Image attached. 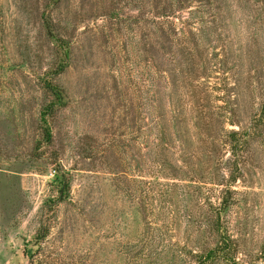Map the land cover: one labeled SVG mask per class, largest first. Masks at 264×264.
<instances>
[{
	"label": "rangeland",
	"instance_id": "obj_1",
	"mask_svg": "<svg viewBox=\"0 0 264 264\" xmlns=\"http://www.w3.org/2000/svg\"><path fill=\"white\" fill-rule=\"evenodd\" d=\"M145 1L0 0V264H198L219 207L205 264H264V0L205 16L208 121L162 50L148 81Z\"/></svg>",
	"mask_w": 264,
	"mask_h": 264
},
{
	"label": "trees",
	"instance_id": "obj_2",
	"mask_svg": "<svg viewBox=\"0 0 264 264\" xmlns=\"http://www.w3.org/2000/svg\"><path fill=\"white\" fill-rule=\"evenodd\" d=\"M195 1L196 0H160L156 2L157 5H155L158 8L156 13L151 14L150 11H144L143 21L146 28V48H144V50L146 52L148 51V54H151L148 55L146 61V66L148 68L147 73L149 75L148 81L154 83L155 86L156 83H158L160 72L164 71L160 66L158 58V52L161 53L162 50V55L164 57L163 64H166L170 60H173L172 62H174V60L177 61V66L176 64L173 65V69L171 70L175 72V75H179V81L183 80L192 88V93H190L192 94V99L196 98L193 100L198 102L196 111L200 113V116L203 115L207 118L208 121L213 120L214 113L208 114L205 101H199L202 99L200 95L203 88H201V83H197V81L204 78L202 70H206V65L208 64L204 57L206 54L204 49L206 45L202 37L206 35L207 29L209 31L207 33L208 35L210 33L216 37H220L223 29L218 25L213 27L209 26L207 28L208 23L205 16L207 13L215 12L211 10L216 0H198V5L193 4ZM152 5V0L145 1V8L150 9ZM138 20L139 19H136L135 21ZM213 21H216V19ZM198 50H200V52ZM166 56H168V58L165 60ZM164 77L166 78L167 76L165 75ZM45 86L56 97L58 102L62 101V92L56 85L47 82ZM198 94L200 95L197 96ZM226 97H230L229 93H226ZM52 108L53 105L47 108V112H44V116L46 113L51 112V110L53 111ZM231 112L234 114L233 110ZM232 121L234 122V119H232ZM255 126L256 120L251 123L249 130L252 132ZM240 129L239 127V129L231 130L228 134L230 139L224 142V144L230 146L232 150L239 148L247 141V128L244 129L245 131H241ZM46 135L50 138V132L46 131ZM210 140L215 144L218 142L217 139L214 140L210 138ZM229 162L230 160L227 161V163ZM227 190L228 189L225 191L227 192ZM225 198L224 196V199ZM229 202L230 201L226 199L222 201L221 205L225 208L228 206ZM218 209L221 210L220 207ZM219 210L216 217H211L210 219L211 230L214 231L217 236L215 246L209 247L199 256L198 264H205L206 261L204 260H214L217 256L220 257V255L223 256L224 259L232 260L235 259L236 254L239 252L238 243L234 235L230 233L229 228L225 226L224 220H222V213ZM195 256L197 257L198 255Z\"/></svg>",
	"mask_w": 264,
	"mask_h": 264
}]
</instances>
